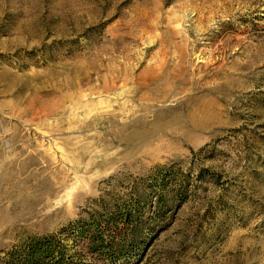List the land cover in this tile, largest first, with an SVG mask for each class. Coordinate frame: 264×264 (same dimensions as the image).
<instances>
[{
	"label": "rangeland",
	"instance_id": "374dc122",
	"mask_svg": "<svg viewBox=\"0 0 264 264\" xmlns=\"http://www.w3.org/2000/svg\"><path fill=\"white\" fill-rule=\"evenodd\" d=\"M158 168L187 198L117 264H264V0H0V258Z\"/></svg>",
	"mask_w": 264,
	"mask_h": 264
},
{
	"label": "trees",
	"instance_id": "16d2710c",
	"mask_svg": "<svg viewBox=\"0 0 264 264\" xmlns=\"http://www.w3.org/2000/svg\"><path fill=\"white\" fill-rule=\"evenodd\" d=\"M165 172L167 169L158 168L148 181L134 187L125 202L103 204L84 221H75L57 234L25 239L6 251L0 264H78L68 253V249L78 245L84 246L89 255L105 257L109 264L131 259L141 244L137 234L144 231V235L151 238L157 227L165 226L169 218L166 212L172 211L173 203L184 202L187 198V186L172 188L171 182L179 183V180L171 174L164 175ZM146 209L151 215L140 227ZM127 230L133 236L131 244L125 246L122 233Z\"/></svg>",
	"mask_w": 264,
	"mask_h": 264
}]
</instances>
